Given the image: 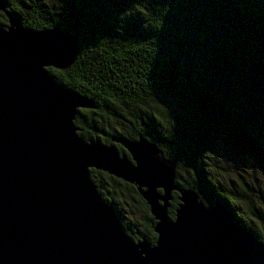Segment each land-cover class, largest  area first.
I'll return each mask as SVG.
<instances>
[{
    "label": "trees",
    "instance_id": "trees-1",
    "mask_svg": "<svg viewBox=\"0 0 264 264\" xmlns=\"http://www.w3.org/2000/svg\"><path fill=\"white\" fill-rule=\"evenodd\" d=\"M6 12L78 39L75 62L47 71L94 101L76 115L79 135L156 143L179 187L222 202L264 242V0H0V26ZM90 177L131 239L153 243L136 186L96 169Z\"/></svg>",
    "mask_w": 264,
    "mask_h": 264
},
{
    "label": "water",
    "instance_id": "water-1",
    "mask_svg": "<svg viewBox=\"0 0 264 264\" xmlns=\"http://www.w3.org/2000/svg\"><path fill=\"white\" fill-rule=\"evenodd\" d=\"M0 26V264H264L259 240L220 201L179 187L152 141L85 140L74 120L92 99L47 69H68L78 39L59 27ZM120 144L124 152L116 146ZM90 169L136 186L155 220L153 243L133 240ZM173 192L179 204L168 214Z\"/></svg>",
    "mask_w": 264,
    "mask_h": 264
},
{
    "label": "rangeland",
    "instance_id": "rangeland-1",
    "mask_svg": "<svg viewBox=\"0 0 264 264\" xmlns=\"http://www.w3.org/2000/svg\"><path fill=\"white\" fill-rule=\"evenodd\" d=\"M127 215H128L130 218H132V220L137 221V218H136V217H132V215H130V213H127Z\"/></svg>",
    "mask_w": 264,
    "mask_h": 264
}]
</instances>
